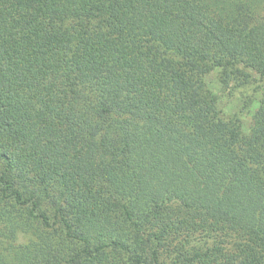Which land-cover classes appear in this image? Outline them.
Segmentation results:
<instances>
[{"label":"trees","instance_id":"16d2710c","mask_svg":"<svg viewBox=\"0 0 264 264\" xmlns=\"http://www.w3.org/2000/svg\"><path fill=\"white\" fill-rule=\"evenodd\" d=\"M0 264H264V0H0Z\"/></svg>","mask_w":264,"mask_h":264},{"label":"rangeland","instance_id":"374dc122","mask_svg":"<svg viewBox=\"0 0 264 264\" xmlns=\"http://www.w3.org/2000/svg\"><path fill=\"white\" fill-rule=\"evenodd\" d=\"M231 100H233V101H231ZM231 100L229 101V108L232 111V110H234L236 108V106H238L240 104V101L238 100L237 96L236 97H232Z\"/></svg>","mask_w":264,"mask_h":264}]
</instances>
